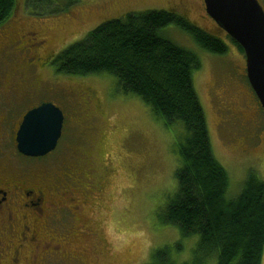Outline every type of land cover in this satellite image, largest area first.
Segmentation results:
<instances>
[{"label":"rangeland","instance_id":"rangeland-1","mask_svg":"<svg viewBox=\"0 0 264 264\" xmlns=\"http://www.w3.org/2000/svg\"><path fill=\"white\" fill-rule=\"evenodd\" d=\"M196 1L197 5L192 2L189 9L183 10L174 7L173 0H80L65 12L43 16L30 10L26 0H15L12 14L0 24V48L4 50L0 66L6 71L14 64L22 67L28 59H34L38 49L55 57L101 23L129 12L166 10L182 15L228 46L225 54H215L202 49L188 32L175 25L160 32L200 59L201 66L192 76L193 86L206 115L212 152L229 176L225 197L233 199L251 171L264 180V111L247 81L243 53ZM28 32H35L39 39L48 37V45L44 48L39 44L35 49V40L30 39ZM37 74L31 77L27 72L29 79L16 74L22 80L19 86H33L34 95L20 100V94L25 92L15 87V98L7 100H20L12 118L30 105L52 102L64 113L62 134L56 149L49 154L31 158L16 155L17 160L23 170H31L49 188L53 194L49 201L57 204L58 199L63 200L64 190L70 192L68 198L74 197L81 220L69 223L73 237H68L67 224L60 225L63 231L50 227L47 216L53 207L46 209L38 220L37 237L41 240L27 245L26 256L36 254V260L31 259L28 264H43L40 255L50 246L67 252L87 249L89 264H148L154 252L164 247L169 249L175 264L190 262L198 236L181 237L177 228L158 218L175 191L173 172L177 161L170 131L153 118L138 97L120 93L111 75L59 74L51 61ZM88 89L96 92L97 100L90 99L85 91ZM71 90L79 93L72 94ZM229 97L235 102L230 106L233 112H244L243 121L236 122L231 114L220 110L221 105H228ZM67 169L73 171L77 185H71L72 176ZM71 217L72 214L70 222ZM106 221L112 222V234L119 248L113 246L106 232ZM87 227L97 235L91 236L84 230ZM77 230L80 233L75 235ZM43 240L49 243L43 244ZM40 244L43 251L38 248ZM53 261L72 264L55 259L47 264ZM205 264H217L216 258L207 259Z\"/></svg>","mask_w":264,"mask_h":264},{"label":"trees","instance_id":"trees-1","mask_svg":"<svg viewBox=\"0 0 264 264\" xmlns=\"http://www.w3.org/2000/svg\"><path fill=\"white\" fill-rule=\"evenodd\" d=\"M79 1L26 0V5L46 16L65 12ZM14 8L15 0H0V24ZM171 24L207 52L225 54L228 49L223 40L176 12L148 10L101 23L59 52L51 65L68 76H113L120 93L138 97L172 134L175 191L158 218L177 228L181 237L198 236L193 259L182 264H205L211 257L217 264H261L264 180L251 171L239 195L226 199L229 176L212 152L206 115L192 81L201 62L197 54L161 35ZM148 264L175 263L164 247Z\"/></svg>","mask_w":264,"mask_h":264},{"label":"flooded vegetation","instance_id":"flooded-vegetation-1","mask_svg":"<svg viewBox=\"0 0 264 264\" xmlns=\"http://www.w3.org/2000/svg\"><path fill=\"white\" fill-rule=\"evenodd\" d=\"M199 1L202 3H200V7L202 10H205L204 1ZM192 2H194V5H197L196 0H173L174 7H179L183 10V7L189 9ZM258 2L264 10V0H258ZM218 29L220 30V28ZM27 34L31 36L30 39L35 40L33 43L35 49L37 47L39 48V44H41L40 47L44 48L48 45V37L39 39L35 35V32H28ZM39 50L40 49L35 50L36 56L34 59H28L26 64L22 67L14 64L11 70L6 71L0 66V264H28V261L31 259L32 261L36 260V254L33 256L31 255L30 257L29 255L26 256L25 253H27V245L30 242L41 240L37 237L40 226L38 220L41 216L45 215L46 209L48 210L53 207L52 213L47 216L49 217L50 227L63 231L60 225L62 223L64 225L67 224L66 227L70 230H67L70 235L68 237H73V232L71 233L69 223L76 224L81 220V217L79 215L77 216L79 211L78 207L75 206L74 197L71 195V197L68 198L70 192H67L66 190H64V192L61 191L63 193L60 194L63 195L64 198L63 200L58 199V201H56L57 204L49 201V199L51 200L50 196L53 195L48 191L49 188L40 180H37L35 177L38 176L32 174L31 170L27 171L28 168L23 170L20 167V161L17 160L18 157L16 156L20 155L22 158L25 157L19 153L16 142V134L23 116L27 111L44 102L30 105L26 110L18 112V114L12 118V111L16 108V105L19 104V101H25L34 95L32 92V90H34L32 88L33 86H19V81L22 82V80H19L16 74H22V77L27 79H29V77H27V72L30 73L31 77L39 76L37 72L40 73L43 68L45 69L47 63L54 58V54L46 53L48 51L42 53L39 52ZM2 52L4 53V50L0 48V56L2 55ZM16 86L22 88L25 93L24 95L22 93L20 94V100H17L14 103L8 102L7 100L15 98L16 94L14 90H16ZM88 90L85 91L90 95V99L97 100L98 95L96 92ZM78 93L77 90L72 91V94ZM8 103H10V105H8ZM227 104L228 105L223 104L220 107V110L223 113L231 114L236 122L245 119L246 116L241 109H237V111L234 110L233 112V109L230 106L235 105V102H231L230 97L227 100ZM68 171L72 176L70 179L71 185H77L76 183L78 180L74 179L73 171ZM73 186H71L70 189ZM70 214H72L71 222L69 220ZM71 227L73 226L71 225ZM84 230L89 231L91 236L97 235L93 228L87 227ZM78 233H80L79 230H77L76 233L74 232L75 235ZM63 240L66 241L65 239ZM42 242L43 244L45 242L49 243V241L45 240ZM64 244H66V242ZM42 245H38V248ZM39 250L43 251V248H39ZM92 250L93 249L90 248V251ZM40 257L43 264H47L53 259L66 261L67 263L70 262L72 264H89L88 261L90 255L87 252V249L76 248L67 252L66 250L58 249L55 246H50L49 250L46 251L45 254H41ZM56 263L57 261L52 262V264Z\"/></svg>","mask_w":264,"mask_h":264},{"label":"water","instance_id":"water-1","mask_svg":"<svg viewBox=\"0 0 264 264\" xmlns=\"http://www.w3.org/2000/svg\"><path fill=\"white\" fill-rule=\"evenodd\" d=\"M206 13L244 51L246 77L264 110V10L258 0H204ZM63 112L52 102L27 111L16 134L18 151L42 157L56 148Z\"/></svg>","mask_w":264,"mask_h":264},{"label":"clouds","instance_id":"clouds-1","mask_svg":"<svg viewBox=\"0 0 264 264\" xmlns=\"http://www.w3.org/2000/svg\"><path fill=\"white\" fill-rule=\"evenodd\" d=\"M111 223V221H106V232L109 235L110 240L113 242V246L119 248L120 244L116 243V238H114L112 234Z\"/></svg>","mask_w":264,"mask_h":264}]
</instances>
